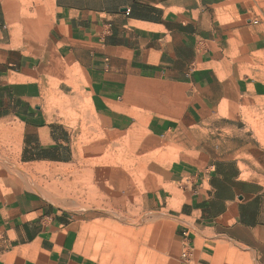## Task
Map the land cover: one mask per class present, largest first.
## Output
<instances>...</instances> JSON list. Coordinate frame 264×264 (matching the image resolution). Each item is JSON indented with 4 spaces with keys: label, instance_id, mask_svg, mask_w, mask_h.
I'll return each instance as SVG.
<instances>
[{
    "label": "crops",
    "instance_id": "0c3cea01",
    "mask_svg": "<svg viewBox=\"0 0 264 264\" xmlns=\"http://www.w3.org/2000/svg\"><path fill=\"white\" fill-rule=\"evenodd\" d=\"M263 6L264 0H0V133L21 155L28 148L59 162L66 152L41 104L42 58L16 53L34 50L27 43L14 48L20 37L43 36L69 65L79 66L94 117L118 131L135 125L126 102L134 88L190 89L197 104L214 112L236 98L230 86L243 63L264 53ZM247 99L264 110V81L254 82ZM178 123L152 114L146 131L162 139ZM256 176L243 179L236 158L171 165L155 205L178 215V264H216L227 242L264 264V176ZM79 240L75 223L34 195L6 201L0 194V264H98Z\"/></svg>",
    "mask_w": 264,
    "mask_h": 264
},
{
    "label": "rangeland",
    "instance_id": "374dc122",
    "mask_svg": "<svg viewBox=\"0 0 264 264\" xmlns=\"http://www.w3.org/2000/svg\"><path fill=\"white\" fill-rule=\"evenodd\" d=\"M260 9L264 23V6ZM37 42L45 50L35 51ZM46 42L43 36L20 37L13 47L27 43L34 50L16 53L42 58L41 104L66 152L59 162L41 159L51 155L28 148L21 155L1 132L0 194L6 201L32 194L65 214L80 232L81 248L98 264L101 259L103 264H178L182 254L175 234L178 215L155 205L171 165L208 164L228 157L239 162L243 179L264 176L263 104L247 99L254 82L264 81V53L243 63L236 84L230 86V95L234 91L236 98H226L215 112L197 104L190 89L149 84L131 89L126 98L133 106L135 125L112 131L94 117L80 67L69 65ZM250 76L253 84H247ZM224 81L229 82L227 77ZM152 114L181 123L154 140L146 131ZM120 237L117 250L114 240ZM226 245L216 264H258L246 249Z\"/></svg>",
    "mask_w": 264,
    "mask_h": 264
},
{
    "label": "trees",
    "instance_id": "16d2710c",
    "mask_svg": "<svg viewBox=\"0 0 264 264\" xmlns=\"http://www.w3.org/2000/svg\"><path fill=\"white\" fill-rule=\"evenodd\" d=\"M39 158H45V159H51V160H57V159H59V158H57V157H51V156H39Z\"/></svg>",
    "mask_w": 264,
    "mask_h": 264
},
{
    "label": "built area",
    "instance_id": "2783aa9c",
    "mask_svg": "<svg viewBox=\"0 0 264 264\" xmlns=\"http://www.w3.org/2000/svg\"><path fill=\"white\" fill-rule=\"evenodd\" d=\"M129 13H130V11H129V10H127V15H129ZM187 256H188V254H187V253H183V255H182V258H183V259H186V258H187Z\"/></svg>",
    "mask_w": 264,
    "mask_h": 264
}]
</instances>
